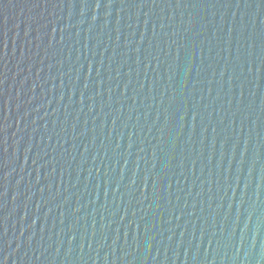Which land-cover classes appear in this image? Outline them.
I'll return each instance as SVG.
<instances>
[{
    "label": "water",
    "instance_id": "obj_1",
    "mask_svg": "<svg viewBox=\"0 0 264 264\" xmlns=\"http://www.w3.org/2000/svg\"><path fill=\"white\" fill-rule=\"evenodd\" d=\"M0 264H264V0H0Z\"/></svg>",
    "mask_w": 264,
    "mask_h": 264
}]
</instances>
